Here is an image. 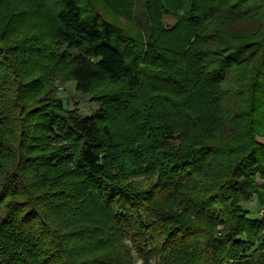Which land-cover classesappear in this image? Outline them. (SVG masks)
Wrapping results in <instances>:
<instances>
[{
    "label": "trees",
    "instance_id": "obj_1",
    "mask_svg": "<svg viewBox=\"0 0 264 264\" xmlns=\"http://www.w3.org/2000/svg\"><path fill=\"white\" fill-rule=\"evenodd\" d=\"M138 3L0 0V264H264V0Z\"/></svg>",
    "mask_w": 264,
    "mask_h": 264
},
{
    "label": "rangeland",
    "instance_id": "obj_2",
    "mask_svg": "<svg viewBox=\"0 0 264 264\" xmlns=\"http://www.w3.org/2000/svg\"><path fill=\"white\" fill-rule=\"evenodd\" d=\"M144 0H139L137 6V21L147 30V22L143 14L142 4ZM124 21V20H122ZM175 19L171 16L166 17V22L171 24ZM125 22V21H124ZM58 86V94L64 98L65 103L69 108H74L78 106L80 111L86 115L91 114L95 109L99 107V104L96 101H93L89 95H82L77 89V82L75 80L68 81H56ZM245 207L250 209L255 214L262 215L264 209L259 204L256 197L250 200L247 203H244ZM142 260L136 255V264H141Z\"/></svg>",
    "mask_w": 264,
    "mask_h": 264
}]
</instances>
